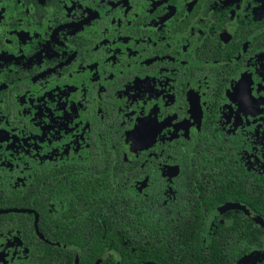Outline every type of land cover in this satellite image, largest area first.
Wrapping results in <instances>:
<instances>
[{
  "label": "flooded vegetation",
  "instance_id": "obj_1",
  "mask_svg": "<svg viewBox=\"0 0 264 264\" xmlns=\"http://www.w3.org/2000/svg\"><path fill=\"white\" fill-rule=\"evenodd\" d=\"M99 235L264 264V0H0V264Z\"/></svg>",
  "mask_w": 264,
  "mask_h": 264
},
{
  "label": "trees",
  "instance_id": "obj_2",
  "mask_svg": "<svg viewBox=\"0 0 264 264\" xmlns=\"http://www.w3.org/2000/svg\"><path fill=\"white\" fill-rule=\"evenodd\" d=\"M57 238L61 239L60 237H57ZM95 238H98V236ZM62 240L66 243L82 244L83 246L85 245L84 242H86V240L80 238L77 234L75 236L74 233L71 235H67V234L64 235ZM82 240H84V242ZM113 240L117 241L116 236L114 237ZM98 241H99V245L97 247H91V248L83 247L84 253L82 256L81 264H92V262L95 261L97 257L101 256L103 252L106 251L108 241L105 240V238H102L101 235H99ZM114 241H113V246L117 249V251L121 253V255H123L125 263H127L128 261H132V262L140 261V258L142 260L143 257L146 256V254H141L137 251V252H134V255L131 254L132 256L130 255V258H129L125 254L126 250L124 246L122 245L121 241H117V242H114ZM38 244H39V241L36 240L31 244V246L33 249L36 248L37 250ZM46 247H47L45 249L47 251L46 255H48L47 258L49 260L48 264H74L73 262L74 254H75L74 251L62 249L57 246L48 245ZM102 264H112V262L110 259H107Z\"/></svg>",
  "mask_w": 264,
  "mask_h": 264
},
{
  "label": "snow or ice",
  "instance_id": "obj_3",
  "mask_svg": "<svg viewBox=\"0 0 264 264\" xmlns=\"http://www.w3.org/2000/svg\"><path fill=\"white\" fill-rule=\"evenodd\" d=\"M238 102L241 104L242 109L249 107L245 85L240 86V100Z\"/></svg>",
  "mask_w": 264,
  "mask_h": 264
},
{
  "label": "water",
  "instance_id": "obj_4",
  "mask_svg": "<svg viewBox=\"0 0 264 264\" xmlns=\"http://www.w3.org/2000/svg\"><path fill=\"white\" fill-rule=\"evenodd\" d=\"M98 264V263H97ZM139 264H142V263H139Z\"/></svg>",
  "mask_w": 264,
  "mask_h": 264
}]
</instances>
